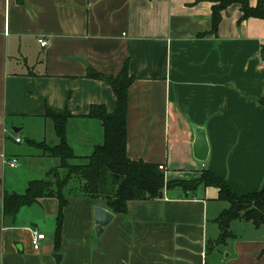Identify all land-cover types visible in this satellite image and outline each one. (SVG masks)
Returning a JSON list of instances; mask_svg holds the SVG:
<instances>
[{
	"label": "crops",
	"instance_id": "obj_1",
	"mask_svg": "<svg viewBox=\"0 0 264 264\" xmlns=\"http://www.w3.org/2000/svg\"><path fill=\"white\" fill-rule=\"evenodd\" d=\"M247 3L254 7L256 0ZM211 5L0 0V203L4 194H22L32 180L51 183L52 173L64 175L57 158L35 151L36 144L58 142L45 107L71 115L65 139L72 163L102 143L100 122L86 114L91 105L110 113L115 99L108 85L86 72L115 77L124 62L133 77L127 88L128 160L158 166L166 182L192 181L207 170L236 197L264 191V20L239 21L233 4L220 13L212 35ZM193 127L204 131L203 162L192 155ZM77 181L76 192L62 193L57 247L53 232L51 241L43 233L54 231V197L20 207L12 217L0 214V264H54V254L58 264H264L263 225L232 221V238L210 248L219 234L214 219L228 207L216 188H164L160 199L128 201L126 213L112 214L94 238L92 211L105 208L84 196ZM30 230L44 236L37 250L30 246Z\"/></svg>",
	"mask_w": 264,
	"mask_h": 264
},
{
	"label": "trees",
	"instance_id": "obj_2",
	"mask_svg": "<svg viewBox=\"0 0 264 264\" xmlns=\"http://www.w3.org/2000/svg\"><path fill=\"white\" fill-rule=\"evenodd\" d=\"M211 3L209 33L212 35L216 34L220 13L233 4L239 7V21L248 18L264 20L262 0H256L254 7H250L247 0H211ZM86 76L108 85L115 99L114 108L110 113L102 106L91 105L86 114L88 119L100 122L103 131L102 143L94 146L82 162L71 163L73 155L65 139L66 122L71 115L66 109L53 110L45 107L44 118L51 122L58 142L55 146H47L42 142L36 144V147L44 155L57 158L64 175L61 179H55L53 185L45 180H32L22 194H4L0 203V214L12 217L20 207L29 206L39 198L54 197L58 204L53 242L54 247H57L62 209L66 204L62 189L71 177H75L80 181L81 193L91 200L102 202L104 208L112 214H125L128 201L155 198L164 188L178 187L184 193L193 192L200 186L216 188L217 199L226 202L228 207L214 219L219 234L217 239L210 243V248L213 245H223L226 240L232 238L228 230L232 221L241 219L250 222L254 227L264 226L262 190L236 197L224 179L207 170H202L198 178L192 181L166 182L163 171L158 166L128 160L125 156L127 88L133 77L128 75L126 62L115 77H104L90 69H87ZM260 104L264 106V101H260Z\"/></svg>",
	"mask_w": 264,
	"mask_h": 264
},
{
	"label": "water",
	"instance_id": "obj_3",
	"mask_svg": "<svg viewBox=\"0 0 264 264\" xmlns=\"http://www.w3.org/2000/svg\"><path fill=\"white\" fill-rule=\"evenodd\" d=\"M193 131V143H192V155L193 158L199 162H203L207 156V143L204 135V131L201 128H192ZM157 197L161 198V192L158 193ZM112 213L101 208L94 207L92 211V236L98 237L103 228L111 221ZM54 264H58L60 256L57 254L52 255Z\"/></svg>",
	"mask_w": 264,
	"mask_h": 264
},
{
	"label": "rangeland",
	"instance_id": "obj_4",
	"mask_svg": "<svg viewBox=\"0 0 264 264\" xmlns=\"http://www.w3.org/2000/svg\"><path fill=\"white\" fill-rule=\"evenodd\" d=\"M47 142H48V140H46V144H48ZM35 151H40V149L37 148V147H35ZM62 174L63 173H61V171H60V173L57 175L58 176L57 178H60L61 179L63 177ZM49 178H52V180H50V182L53 185L54 182H55V179H56V177L54 178V173H52V175L49 176L48 179ZM77 187H78V181H77V179L75 177H71L66 182L65 187L62 190V193H63V195H67V194L74 193V192L77 191ZM235 223H237L238 225H242L240 221L235 222ZM52 232H53V227H52L51 231H49V233L43 230V233L46 236V239L49 240V241H51V239H52Z\"/></svg>",
	"mask_w": 264,
	"mask_h": 264
},
{
	"label": "built area",
	"instance_id": "obj_5",
	"mask_svg": "<svg viewBox=\"0 0 264 264\" xmlns=\"http://www.w3.org/2000/svg\"><path fill=\"white\" fill-rule=\"evenodd\" d=\"M37 42H38V45L40 47H44L47 44V41L44 40V39H39ZM15 141L17 142L18 139H16ZM8 166L11 167V168L15 167V161L11 160L8 163ZM29 232H30V240H29L30 246H31V248L33 250H37L39 248L40 241L43 240L44 236H43V234H39V233H37L36 231H33V230L32 231L30 230Z\"/></svg>",
	"mask_w": 264,
	"mask_h": 264
}]
</instances>
